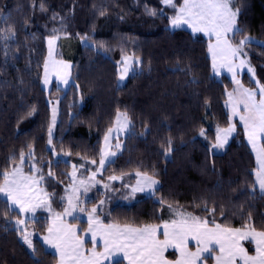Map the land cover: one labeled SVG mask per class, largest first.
Returning <instances> with one entry per match:
<instances>
[{"label":"trees","instance_id":"16d2710c","mask_svg":"<svg viewBox=\"0 0 264 264\" xmlns=\"http://www.w3.org/2000/svg\"><path fill=\"white\" fill-rule=\"evenodd\" d=\"M145 2L149 7L159 4V0H140L139 7L136 0H0V30L11 28L15 33L7 43L0 40V173L19 163L21 150L27 153L31 146L53 208L61 211L72 164L83 165L87 172L94 169L90 161L99 160L103 133L122 111L134 126L132 134L122 139V150L99 178L122 175V183L113 186L119 190L120 185L125 192L124 184L131 185L132 174L141 171L156 173L159 185L155 196L137 194L129 203H115L101 211V219L140 226L172 220L178 211L213 219L214 209L217 223L240 227L251 214L257 230L264 229V195L253 189L257 164L243 128L238 127L222 152L207 150L217 126H227L224 92L232 89L231 80L213 75L204 36L185 29L166 31L167 19L145 15ZM241 3L248 7L239 17L243 31L234 41L251 36L261 42L248 43L245 51L256 78L264 82V0H236L238 7ZM49 35L59 37V56L72 63L74 81L65 90L54 82L46 92L41 84ZM82 36L88 37L91 47ZM125 54L143 62L118 85V62ZM241 82L255 87L247 73ZM58 97V121L48 149V99ZM33 107L37 111L30 116ZM201 128L209 141L199 135ZM169 140L173 151L165 156ZM53 148L66 159L54 160ZM205 205L209 212L202 211ZM36 216L33 222L40 236L47 228V214L39 211ZM16 218L17 212L7 211L0 196V264H57L58 257L39 237L33 239L35 255L26 248L12 225ZM70 221L78 223L81 232L87 226L86 221ZM243 244L253 253L249 242ZM203 261L213 262L211 256Z\"/></svg>","mask_w":264,"mask_h":264},{"label":"snow or ice","instance_id":"6c2138e0","mask_svg":"<svg viewBox=\"0 0 264 264\" xmlns=\"http://www.w3.org/2000/svg\"><path fill=\"white\" fill-rule=\"evenodd\" d=\"M140 0H136V6L139 7ZM248 5L241 3L238 7L236 0H159V4L149 7L144 3V14L149 18L159 17L167 19L166 31L170 29H179L186 25L192 34L202 33L207 37V53L211 58V67L216 76L221 75L225 70L231 75V82L234 85L232 91L225 89L224 95L227 99L224 102V108L227 115V127L217 126L214 142L209 141V136L204 128L200 129L199 135L206 141H209L208 151L224 149L228 144L229 138L236 133L238 127L243 128V135L248 145L256 157L257 167L253 170L255 185L258 184L260 193L264 195V82L256 78V72L247 59L249 53L245 51L251 37L245 36L238 43L234 37L242 33L239 17L247 11ZM42 12L46 11L43 3L40 5ZM171 10V15L165 16V12ZM103 15V12H101ZM3 19H10V16H3ZM55 18V17H54ZM60 31V30H57ZM14 31L11 28L0 30V40L7 43L14 38ZM57 35L46 37L48 44V57L44 61L43 90H48L50 77L53 72L59 84H70L69 65L64 61H55L51 57L55 50ZM87 45V36L81 37ZM103 47V45H101ZM6 51V50H5ZM129 57H123L124 68L119 79L123 80L129 72ZM137 60L136 63H142ZM247 69L250 80L255 82V87H244L238 76L239 70ZM195 82V81H193ZM79 90V85L75 86ZM51 105V102L49 101ZM35 107L28 115L36 112ZM57 108H52V119L48 125V144H53V127L56 124ZM239 121V124L236 121ZM132 125L126 113H117L115 127H109L103 133V143L99 149V166L91 172L90 182L92 185L100 184L97 174L102 173L109 161V157L115 156L116 152L109 151L112 147L111 136L116 133L132 134ZM144 135V133H141ZM168 147L165 149V156L172 149V141L169 140ZM120 148L119 142L115 144ZM52 154L55 155L53 148ZM31 146L25 153L21 150L20 165H14L11 170L7 167L0 173L2 183H0V196L6 200V210H18L17 215L26 217V219H17V232H21L20 225H27L28 220L34 219L38 211L48 213L47 235L42 237L43 244L50 249L55 250V256L58 257V264H122V260L127 264H201L203 260L208 259L205 254H210L215 264H264V229L257 230L254 226L253 218L249 214L247 221L240 227H232L217 223L214 219L215 210H211L210 215L213 219L202 218L191 212H181L178 219L163 220L162 224H143L137 226L133 223L120 224L117 222H106L100 218L102 211L100 205H94L88 209L85 205L86 200H81L78 195H69L67 203L62 212H55L53 208L52 196L45 191L41 185L45 181L40 169L32 164L29 168V174L22 170L26 158L32 157ZM11 159H15L12 157ZM96 164L95 160L90 161ZM83 167V165H81ZM73 177L76 176V166H73ZM156 173H153V176ZM49 177L53 176L50 171ZM136 183L134 185L124 184L125 189H130L129 195L135 196L138 192H151L153 196L156 193V185L159 183L146 172H136ZM123 179L112 175L108 177L109 181ZM83 183V181H82ZM105 189H111L112 185L104 183ZM89 186H84V192L87 193ZM79 191V189H75ZM128 196H125L127 199ZM60 203H64L61 197ZM159 203L163 204L161 197ZM169 210L172 206L169 205ZM209 212L205 205L202 209ZM78 213H84L87 216V228L85 234L80 235L76 224L66 222L68 217L79 221ZM161 219L163 217L161 216ZM241 219H244L241 216ZM264 223V219H262ZM22 240L32 254L35 255L37 248L32 239V234L21 232ZM160 236L163 239H160ZM88 237H90L91 248L87 247ZM194 241L196 251L189 250V241ZM242 241H248L255 247V255H249ZM101 247L103 251H97ZM174 249L177 254L176 259L170 260L165 257L167 249ZM217 249L219 254H217ZM122 257V260H121ZM39 264V261H36Z\"/></svg>","mask_w":264,"mask_h":264},{"label":"rangeland","instance_id":"374dc122","mask_svg":"<svg viewBox=\"0 0 264 264\" xmlns=\"http://www.w3.org/2000/svg\"><path fill=\"white\" fill-rule=\"evenodd\" d=\"M179 29H185V30H187V31H189V32H191V30L190 29H188L187 28V26L186 25H184V26H182L181 28H179ZM197 34H201L202 36H203V34L202 33H197ZM248 37H251V36H248ZM206 39H207V37H205ZM58 41H59V37H58V39H57V42H56V45H55V50H54V52H53V55H52V57H51V59L52 60H55V61H64V62H67L68 63V65L70 66L69 67V69H68V71H69V73H70V84L71 83H73V81H74V73H73V71H72V63L70 62V61H68V60H66V59H64V58H61L60 56H59V50H58ZM208 41V40H207ZM83 42V41H82ZM250 42H257V43H261L260 41H258V40H256L255 38H253V37H251V41ZM208 44V43H207ZM46 49H47V51H46V57H45V59H47V58H49L48 57V44H47V40H46ZM61 54H63V51H61ZM64 54H65V52H64ZM209 56V55H208ZM123 57H129V58H131L130 60H129V72H128V74H130L131 72H134V71H138V70H140V63H136V61L137 60H139L138 58H136V57H134L133 55H131V54H125V55H123L122 57H121V59H120V61L118 62V64H119V74H118V85H122L123 83H124V81H125V79H126V77L128 76V74L125 76V78L123 79V80H120L119 79V77H120V74H121V72L123 71V68H124V63H123ZM209 58H210V56H209ZM247 59H249L248 57H247ZM210 61H211V58H210ZM251 63V62H250ZM251 66H252V64H251ZM212 68V67H211ZM240 71V75L238 76V79H240V81H241V75L243 74V73H247L248 74V72H247V69L245 68V69H243V70H239ZM212 72H213V70H212ZM225 75L227 78H229L230 80H231V75L227 72V71H225V70H222L221 71V75L220 76H222V75ZM43 75H44V65H43V72H42V78H41V84H42V87H43V83H42V81H43ZM213 75H215L214 74V72H213ZM249 75V74H248ZM216 76V75H215ZM220 76H217L218 78L220 77ZM250 76V75H249ZM221 78V77H220ZM56 83V85H58V81L56 80V75H55V73L53 72V74L51 75V77H50V84H49V86H48V90H45L46 92H48L49 90H50V88H51V85H52V83ZM255 83V82H254ZM69 84V85H70ZM69 85H64V84H59V88H61V89H63V90H65ZM233 85V84H232ZM233 87H234V85H233ZM233 89V88H232ZM229 91H232V90H229ZM51 102V105H50V123H51V119H52V108L53 107H56L57 108V116H56V123H57V121H58V112H59V108H58V101H59V97L58 98H51V99H48V102ZM118 113V112H117ZM117 113H116V115H115V118H114V120H113V123H112V125L110 126V127H115V122H116V119H117ZM119 113H124V112H122V111H119ZM236 123H238L239 124V121L237 120L236 121ZM56 125V124H55ZM227 127V126H226ZM54 128H55V126L53 127V133H54ZM221 128H225V127H221ZM215 132H216V129H215ZM234 134V133H233ZM127 135V133H116L115 131L112 133V136H111V144H112V147L109 149V151H114V152H116V155L122 150V148H123V142H122V139L125 137ZM233 136V135H232ZM231 136V137H232ZM231 137L229 138V141H230V139H231ZM117 142H119L120 143V145H121V147L120 148H116L115 147V144L117 143ZM214 142V141H213ZM102 143H103V139H102V142H101V146H102ZM227 145H225V147H226ZM47 148L48 149H51V145H49L48 144V141H47ZM224 149H220V150H213V152H215V153H220V152H222ZM56 153V152H55ZM116 155L115 156H112V157H109V161L111 162V161H113L114 160V158L116 157ZM54 160H57L58 158L59 159H63V160H65L66 159V155L64 156V155H60V154H55L54 156ZM110 162H106V166L110 163ZM21 164V161L19 162V163H17L16 165H20ZM32 164H35V167L36 168H38V169H40V171H41V168H40V165H38L37 164V162H36V160H35V158L32 156V157H30V158H26V160H25V162L23 163V166H22V170H23V172L25 173V174H29V168H30V166L32 165ZM73 166H74V164H72V166H71V168H70V170H69V172H68V184L66 185V187H65V194H64V196H63V198H64V203L62 204V207H64V205H66V203H67V197L69 196V195H78L79 197H80V199L83 201V200H86L87 201V203H86V207L88 208V209H91L94 205H100V201L101 200H103L104 201V203H103V205H101V207H102V212L103 211H105V212H107V210H109L110 208H111V206L113 205V204H115V203H124V202H127V203H129V202H131V201H133L134 199H135V196L137 195V194H141V195H145V196H151L152 194H151V192H138V193H136L135 194V196H131V195H129V193H130V189H125L126 191L124 192V191H122L121 190V186L119 185V190H116L115 188H114V184H116V183H122V181H123V179H125V177H123L122 175L121 176H118V177H123V179L121 180V179H118V180H116V181H109L108 180V178L107 179H105V180H103V179H100L99 178V176L102 174V173H98L97 174V179H100L101 180V183L100 184H96V185H92L91 184V182H90V175H91V172L92 171H95V169L99 166V160L96 162V164H95V166H94V169L93 170H90V171H86V169L85 168H83V167H81V166H77V165H75L76 166V176L75 177H73L72 175H71V173L73 172ZM105 166V167H106ZM12 169V168H11ZM10 169V170H11ZM105 169V168H104ZM103 172V171H102ZM149 176H151V175H149ZM132 177L134 178V180L132 181V183H131V185H134L135 183H136V180H137V177H136V172H134L133 174H132ZM153 177V176H152ZM153 179H155V180H157L155 177H153ZM82 181H83V183H82ZM158 181V180H157ZM254 182H255V177H254ZM104 183H109V184H111L112 185V188L111 189H105L104 187H103V184ZM85 185H88L89 186V190H88V192L87 193H85L84 192V186ZM158 185H159V183L156 185V188L158 187ZM41 187H43L44 188V186H43V184L41 185ZM255 188L260 192V190H259V186H258V184H256L255 185ZM45 189V188H44ZM75 189H79V191L77 192V191H75ZM45 191H46V189H45ZM47 192V191H46ZM48 193V192H47ZM125 196H128V198L127 199H125ZM1 198H3L2 196H1ZM3 199H5V198H3ZM93 200H95V203H93V204H90L89 205V202H91V201H93ZM16 212H18V210H15ZM39 212V211H38ZM55 212H59V211H54V213H53V215H55ZM182 211H178L177 212V214H176V217L174 218V219H178L179 218V214L181 213ZM185 212V211H184ZM46 213V212H45ZM47 214V223L49 222L50 223V221H48V213H46ZM37 215V214H36ZM78 215L80 216V219L79 220H81V221H86V223H87V216H86V214H84V213H78ZM37 218V216L34 218V219H31V220H28V222H27V225L25 226V225H20L19 227H20V229H21V232H23V231H27V232H29V233H31L32 234V239H34L35 237H39L38 236V233H37V231H36V229H35V225H34V220ZM68 218H71V217H68ZM101 218V217H100ZM17 219H21V220H23V219H26V217H22V216H19V218H16V219H14V220H12L13 222H12V225H13V227L16 229L17 228V225H16V220ZM169 221H171V220H169ZM163 223V222H162ZM161 223V224H162ZM21 232H19V238H20V240L23 242V240H22V236H21ZM85 234V233H84ZM89 239H90V237H88ZM160 239H163V237L162 236H160ZM25 245V244H24ZM26 246V248L29 250V251H32L31 249H29L28 247H27V245H25ZM189 250L190 251H196V245H195V242L194 241H189ZM167 252H170V253H174L175 254V257L174 258H170V257H168L167 255H166V253ZM218 254H219V252H218ZM206 256H209L210 254H205ZM249 255H251V254H249ZM176 256H177V254L175 253V250L174 249H167L166 251H165V257L167 258V259H170V260H173V259H176ZM122 258V257H121ZM126 262V261H125ZM126 264H127V262H126ZM201 264H207V263H203V262H201ZM213 264H215V262L213 263Z\"/></svg>","mask_w":264,"mask_h":264},{"label":"crops","instance_id":"0c3cea01","mask_svg":"<svg viewBox=\"0 0 264 264\" xmlns=\"http://www.w3.org/2000/svg\"><path fill=\"white\" fill-rule=\"evenodd\" d=\"M224 75V74H223ZM222 75V76H223ZM215 76V75H214ZM225 76V75H224ZM216 78H218L217 76H215ZM221 77V76H220ZM220 77L218 78V79H220ZM242 83V82H241ZM244 86V85H243ZM244 87H246V86H244ZM232 88H233V86H232ZM247 88V87H246ZM232 90V89H231ZM226 99H227V97H226ZM246 142H247V140H246ZM248 144V143H247ZM249 147H250V149H251V146L250 145H248ZM251 151H252V149H251ZM252 153H253V151H252ZM253 155H254V158H255V160H256V157H255V154L253 153ZM256 164H257V162H256ZM63 211V209L61 210V211H59V212H62ZM72 218H67L66 219V222H69L70 220H71ZM71 222V221H70ZM72 223H74V224H76V226H77V228L79 229V234L80 235H84V233H85V229L87 228V226H86V228L81 232V228H80V225L78 224V223H75V222H72ZM48 224H49V222L47 223V227H48ZM45 235H47V228H46V231H45V233L44 234H42V235H40L39 236V239H40V241L42 242V244H43V240H42V237L43 236H45ZM88 239V244H87V247L88 248H91L92 247V245H91V241H90V239L89 238H87ZM244 242H248V241H242V243H244ZM44 245V244H43ZM244 245V244H243ZM251 246L253 247V253H249V254H251V255H255V247H254V245H252L251 244ZM44 247L47 249V250H49V251H51L52 253H54L55 254V250L54 249H50V248H48L46 245H44ZM97 251L99 252V251H103V249L101 248V247H98L97 248ZM218 252H219V250L217 249V254H218ZM209 256H211V255H209ZM122 259V258H121ZM213 260V259H212ZM203 263H205L204 261H202ZM215 261L213 260V262L211 263V264H213ZM57 264H58V262H57ZM105 264H107V262H105Z\"/></svg>","mask_w":264,"mask_h":264}]
</instances>
